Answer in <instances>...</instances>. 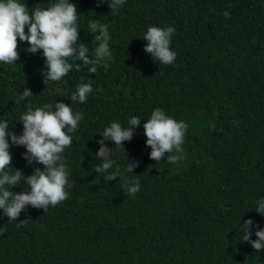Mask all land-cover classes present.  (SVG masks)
<instances>
[{"label": "trees", "instance_id": "16d2710c", "mask_svg": "<svg viewBox=\"0 0 264 264\" xmlns=\"http://www.w3.org/2000/svg\"><path fill=\"white\" fill-rule=\"evenodd\" d=\"M20 2L31 14L58 0ZM70 2L78 11L75 47L84 43L91 54L98 46L88 28L98 20L108 25L111 55L94 74L73 70L48 85L42 50L28 52L27 42H18L15 64L0 62V122L8 132L21 135L22 114L55 110L57 102L83 116L61 154L68 198L46 212L26 206L17 220L0 209V264H264V250L243 241L241 227L253 221L251 240L264 230L254 209L264 199V0H125L114 13L110 0ZM152 26L176 29L171 65L144 51ZM89 82L87 101L72 103L76 86ZM24 88L32 96L17 104ZM157 108L188 126L175 164L150 159L143 124ZM132 117L141 123L131 141L105 146L113 150L110 171L137 162L124 173L140 182L134 196L119 178L106 182L94 171L102 163L98 134L112 122L126 128ZM9 144L6 172L29 176L42 168L24 158V146L10 137ZM11 190L30 191L23 181Z\"/></svg>", "mask_w": 264, "mask_h": 264}, {"label": "clouds", "instance_id": "9594fccd", "mask_svg": "<svg viewBox=\"0 0 264 264\" xmlns=\"http://www.w3.org/2000/svg\"><path fill=\"white\" fill-rule=\"evenodd\" d=\"M124 3L125 0H110L108 6L114 13ZM223 15L230 18L227 11ZM77 22V5L70 0H58L47 9L36 8L31 14L26 4L20 0H0V62L15 64L19 59L18 42H27L30 46L28 52L42 50L46 63L43 80L47 85L59 82L73 70L87 69L94 74L97 71L96 65L111 55L108 25L101 24L98 20L89 22V31L95 34L94 39L99 42L90 54L84 43L75 47L80 33ZM175 31L173 26L148 27L143 36V40L147 42L144 51L151 54L153 61H159L161 65H171L174 62L176 53L170 50V44ZM73 58L78 61L75 66L70 62ZM92 92L90 82L80 83L70 100L72 103H85ZM30 96L31 90L24 88L16 103L19 104ZM52 107L46 105L35 110L29 109L22 114L20 122L23 124V133L19 136L7 131L10 127L7 121L0 122V209L8 220H17L26 206L42 208L46 212L50 206L55 207L68 198L66 188H70L71 184L61 154L71 146L72 136L69 133L78 130V123L83 116L81 113L74 114L71 106L63 102H57L55 110ZM140 123L139 117L130 118L126 128L118 122H112L102 134H98L102 139L98 141L100 148L95 154L102 163L94 165V171L103 176L106 182L119 178L122 189L133 196L140 190V182L129 180L124 173L132 174L137 162L131 161L124 173L119 167L110 171L115 163L111 159L113 150L106 147L105 142L112 141L115 146H119L124 141H131L134 130ZM187 127L184 121H176L160 108L152 111L150 118L143 124L146 145L151 148L150 159L161 162L166 158L169 164L180 161L183 158L180 154L184 151L182 145ZM9 137L12 145L26 148L24 158L29 163L35 161L42 168H35L34 173L29 176H24L18 169H14L11 174L6 172L5 169L12 161ZM21 181L30 191L15 193L11 190L20 186ZM257 205L255 211L264 216V199L258 201ZM252 224L253 221L249 219L241 225L245 232L243 241L250 242L256 251L264 250V230L256 231L257 239L251 240L252 233L249 229Z\"/></svg>", "mask_w": 264, "mask_h": 264}]
</instances>
